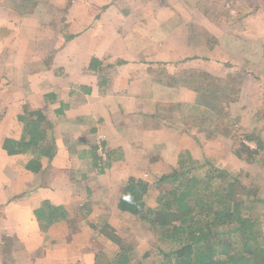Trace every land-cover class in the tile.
Listing matches in <instances>:
<instances>
[{"label": "crops", "instance_id": "obj_1", "mask_svg": "<svg viewBox=\"0 0 264 264\" xmlns=\"http://www.w3.org/2000/svg\"><path fill=\"white\" fill-rule=\"evenodd\" d=\"M100 1L46 26L0 8V264H95L93 227L135 221L119 204L130 178L153 188L179 154L231 149L234 132L264 154V0Z\"/></svg>", "mask_w": 264, "mask_h": 264}, {"label": "trees", "instance_id": "obj_2", "mask_svg": "<svg viewBox=\"0 0 264 264\" xmlns=\"http://www.w3.org/2000/svg\"><path fill=\"white\" fill-rule=\"evenodd\" d=\"M222 115L220 113L219 116ZM12 143L11 148L9 145L6 147L13 153L25 151L31 146L29 143L19 150L13 149L15 143ZM243 147L247 153L253 152ZM35 148L38 149L37 146ZM41 151L44 152L43 149ZM48 153L51 155V152ZM196 164V167L201 165L188 151L179 154L178 167L158 180L159 184H168L169 188L158 193L153 207L145 203L149 184L130 178L121 191L120 209L155 233L156 241L168 246L166 250L157 248L159 260L156 264H264L262 225L250 216V207L245 202H237L239 199L232 197L236 184L227 180L230 175L208 163L211 168L204 177L209 184L216 179L221 184L212 189L215 193L202 194L198 199L195 186L191 183L198 179L189 177ZM203 197L208 198L205 200ZM112 239L119 245V251L114 254L111 263L127 264L131 247L123 245L118 238Z\"/></svg>", "mask_w": 264, "mask_h": 264}, {"label": "rangeland", "instance_id": "obj_3", "mask_svg": "<svg viewBox=\"0 0 264 264\" xmlns=\"http://www.w3.org/2000/svg\"><path fill=\"white\" fill-rule=\"evenodd\" d=\"M87 0H0V8L8 7L14 8L16 12L20 15L22 14H35L41 15L42 23L44 26L51 24V22H55L57 24L63 23L64 19L60 18V15L64 17V14L69 11V9L73 10H80L84 2ZM159 1V6H163V8L169 7L171 9H185V7L180 3L181 0H153L154 6L158 5L156 2ZM243 0H198L197 5L198 7L205 10V11H213L215 13H219L221 10L232 11V9H241V3ZM92 4H101L100 0H90ZM134 1L127 0V6L125 8L130 9L133 8ZM150 2V1H149ZM179 2V3H178ZM192 3V0L188 1ZM166 3V4H165ZM194 3V2H193ZM192 3V4H193ZM251 67L252 71L258 67L257 65L249 66ZM264 76V73H263ZM264 79V78H263ZM237 82V81H235ZM261 85H264V82H261ZM252 87V86H250ZM234 123V122H233ZM235 125V124H234ZM233 124L231 126L236 129ZM235 135V144L230 149L229 146H212L209 145L207 142L204 144L206 146H200L198 149V154L196 160L198 163L201 164L202 167H196L198 164L195 165L196 169H193V174H190L189 177H196L198 180L191 182L195 186V191L197 193L198 199L202 197V194L208 193H215L212 189L216 186L221 184L219 179L211 181L206 180L204 175L210 170V166H217L215 163V157L219 158V155H227L226 152H223V149H228L233 154L234 160H242L245 161L246 166L243 171L240 172H233L231 173L232 169H237V164L234 163L231 159L230 162H225L227 170L223 167L221 169L225 170L230 177L227 180L233 181L236 185L232 189V197L235 199H239L237 202H245V205H248L250 216L256 219L258 223H261V231L264 233V154L260 156L256 153H247L245 148L239 144V139L242 138L241 135H238L237 132H234ZM240 134V133H239ZM246 137V135H244ZM203 142H204V134H203ZM213 148V149H212ZM264 148V147H260ZM243 149V150H242ZM98 147L96 149V152ZM220 150V151H219ZM249 150V149H248ZM227 151V150H226ZM252 151V150H249ZM222 153V154H221ZM213 158V159H211ZM204 163V164H203ZM209 163V164H208ZM224 163V160H223ZM224 164V165H225ZM240 164V163H239ZM99 167L102 169L103 165L99 162ZM220 168V167H219ZM230 170V171H228ZM169 174V173H167ZM147 180H151L154 185L156 184L157 179H152L150 176L145 177ZM129 181V180H128ZM237 183H236V182ZM154 185L155 187L152 188L150 186L149 190L152 188V193L147 196L145 203L149 207L155 206L156 198L158 193L165 189L169 188L168 184ZM178 182L176 183V185ZM211 189L209 188V186ZM240 185L242 189L238 186ZM204 192V193H203ZM215 196V195H214ZM206 199L208 197H205ZM204 197L202 199H205ZM205 199V200H206ZM128 214V213H127ZM135 219V218H134ZM125 223L121 221L119 224H115V228L107 227V225L100 226V228H96L94 226V230L99 234V237L95 241H91L89 243L88 249L90 250V259L94 261L96 259L95 264H112L111 259L114 254L118 253L119 245L113 243L112 238H118L123 242V245L131 247L130 255L128 254V262L127 264H156L159 260L158 256V247H162L165 250L167 249L166 243H159L156 241V234L151 232L145 226H141L137 221L133 220L129 222L128 226H123ZM114 231H113V230ZM112 230V231H111ZM76 254V253H75ZM93 254V255H92ZM75 261H81V253H77ZM82 262V261H81Z\"/></svg>", "mask_w": 264, "mask_h": 264}, {"label": "built area", "instance_id": "obj_4", "mask_svg": "<svg viewBox=\"0 0 264 264\" xmlns=\"http://www.w3.org/2000/svg\"><path fill=\"white\" fill-rule=\"evenodd\" d=\"M101 151H102V148L100 146H98L97 154L100 156H103Z\"/></svg>", "mask_w": 264, "mask_h": 264}]
</instances>
